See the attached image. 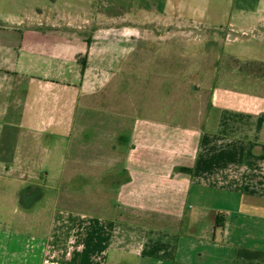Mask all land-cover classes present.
Listing matches in <instances>:
<instances>
[{
	"label": "crops",
	"instance_id": "0c3cea01",
	"mask_svg": "<svg viewBox=\"0 0 264 264\" xmlns=\"http://www.w3.org/2000/svg\"><path fill=\"white\" fill-rule=\"evenodd\" d=\"M193 23L264 65V0H0V264H264V75L220 68L203 122L180 132L170 106L145 116L143 96L136 116L104 108L120 153L85 169L74 153L91 84L112 99L129 67L143 78L125 36L175 40Z\"/></svg>",
	"mask_w": 264,
	"mask_h": 264
},
{
	"label": "rangeland",
	"instance_id": "374dc122",
	"mask_svg": "<svg viewBox=\"0 0 264 264\" xmlns=\"http://www.w3.org/2000/svg\"><path fill=\"white\" fill-rule=\"evenodd\" d=\"M97 12L101 14H118L119 11L105 8ZM192 25L190 33L176 36L175 40L165 38L155 40V42L150 35H145L143 38L140 36L139 40H135L130 35L125 36L124 39H127V42L140 44L138 46L139 53L142 52L144 56L143 78H138V81H136L135 70H131V67H129L132 79L125 82L124 85L122 84V87L115 83V86H113L115 94H113L112 99L105 98L107 95L104 94L103 81L91 84L92 88H96L98 91L91 95L90 101L89 99L82 101L85 108L84 113L79 115L81 125H75V130H73V132L77 131L76 128L79 130L77 131L79 135L74 136L73 148L76 149L74 153H79L81 156L80 168L85 169L89 164L91 165V155L93 154L101 155L110 152L119 154L121 151L119 145L110 146L109 144L110 141L106 135L110 130L105 129V125H103L104 108L109 109L112 107L113 109L116 107V110L122 109L132 117L136 113V101H139L140 97L143 96L145 116H152L151 107L153 105L163 109H168L170 106L171 109H174V113L170 112L172 118L169 119L171 124L169 128L180 132L178 129L197 127L196 124L203 122L210 91L214 86L215 74L220 68L264 75V65L241 61L222 54L225 46L227 48L236 47L234 46L236 43L226 40L227 36L224 30H215L218 32L217 34L209 33L206 37L199 25L195 26L194 23ZM108 32L110 34H98L96 40L103 41L109 40V37H116L112 34L114 32ZM158 41H175L178 45L175 50H161L157 49L158 44L156 43ZM153 57L156 60L153 61ZM140 79H143V82ZM108 89L111 88L108 87ZM120 90H122V93H120ZM112 102L114 105H111ZM158 117L167 119V114L158 112L153 118L159 120ZM136 118L141 119L139 116ZM122 125H129V122L125 121ZM89 127L94 129L95 139L86 142L84 134ZM120 134L121 132L119 136ZM124 134L123 142L128 144L130 134L128 135V132H124ZM57 153L60 154L59 151ZM116 178L114 181L118 182L120 179L117 178L116 180ZM47 182V186L60 184L56 179H49ZM73 182L76 186L81 187L85 180L83 177L77 176L73 179ZM2 185L5 184L2 183ZM115 185L116 183L112 187ZM46 196H52L48 190ZM43 204H45L44 201H41L35 203L34 206L39 208Z\"/></svg>",
	"mask_w": 264,
	"mask_h": 264
},
{
	"label": "trees",
	"instance_id": "16d2710c",
	"mask_svg": "<svg viewBox=\"0 0 264 264\" xmlns=\"http://www.w3.org/2000/svg\"><path fill=\"white\" fill-rule=\"evenodd\" d=\"M253 63V62H252ZM256 64V63H255Z\"/></svg>",
	"mask_w": 264,
	"mask_h": 264
}]
</instances>
